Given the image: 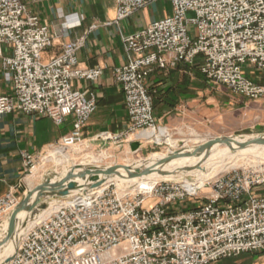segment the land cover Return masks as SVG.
Listing matches in <instances>:
<instances>
[{
    "label": "built area",
    "instance_id": "obj_1",
    "mask_svg": "<svg viewBox=\"0 0 264 264\" xmlns=\"http://www.w3.org/2000/svg\"><path fill=\"white\" fill-rule=\"evenodd\" d=\"M153 1L117 0L114 22ZM161 1L172 4V14L124 37L134 56L115 69V77L125 94L129 125L121 132L100 133L96 140L104 144L130 147L139 141L142 148L163 143L161 133L169 132L158 122L147 86L156 67L202 57L201 71L208 79L238 96L264 99V81L244 70L253 66L264 71V0ZM86 39L84 34L65 43L46 60L45 52L55 42L49 25L22 0H0V67L12 87L11 94H0V117L18 110L61 125L74 115L72 132L56 145L85 142L83 129L98 104L74 82H97L103 75L102 68L79 66L77 53ZM4 45L10 53H4ZM147 131L153 134L143 136ZM49 158V149L23 153L25 175L0 197L3 228L32 190L28 176ZM191 177L150 186L139 182L124 193L112 181L95 195L77 193V200L62 204L24 234L10 264H212L264 251V193L258 192L264 186V167L235 169L204 186ZM148 198L157 201L149 205Z\"/></svg>",
    "mask_w": 264,
    "mask_h": 264
},
{
    "label": "crops",
    "instance_id": "obj_2",
    "mask_svg": "<svg viewBox=\"0 0 264 264\" xmlns=\"http://www.w3.org/2000/svg\"><path fill=\"white\" fill-rule=\"evenodd\" d=\"M22 1L49 25L55 35L53 47L45 52L46 60L59 54L65 43L87 34L84 46L77 53L79 66L103 69V75L97 82H74L75 88L87 91L98 104L83 129L85 142L98 147L102 144L96 140L100 133L125 130L129 125V114L115 69L128 63L134 54L127 51L124 37L172 14V4L153 1L116 23L117 0ZM2 49L7 54L11 51L5 45ZM201 64L202 57H198L194 62H180L166 69L156 67L147 79L158 122L172 137L220 135L219 131L228 126L229 105L235 104L236 96L227 87L208 79L201 71ZM244 70L256 81H264V71L253 66H246ZM11 93V83L0 67V94ZM74 122V115L58 125L50 117L29 115L18 110L0 117V197L17 186L25 175L23 153H38L58 144L70 135ZM262 131L264 133V125ZM147 147L144 145L136 153ZM262 191V188L258 190L259 193ZM237 257L225 258L216 264H247L246 259L234 260ZM262 260V255L257 256L258 263Z\"/></svg>",
    "mask_w": 264,
    "mask_h": 264
},
{
    "label": "rangeland",
    "instance_id": "obj_3",
    "mask_svg": "<svg viewBox=\"0 0 264 264\" xmlns=\"http://www.w3.org/2000/svg\"><path fill=\"white\" fill-rule=\"evenodd\" d=\"M229 92L232 93L231 90H229ZM234 96H236L235 98L236 102L235 104L229 105L230 118L228 121V126L222 128L219 131L220 135L258 136L259 134H262L261 132H263L262 129L264 125V99L251 100V99L243 98L236 94H234ZM236 108H239V110L237 111ZM220 135L212 134V135H205V136H200V137L211 139L212 137L220 136ZM173 138L175 140H182V141L185 140L186 146H195L201 143L200 141L195 139L196 138L195 136L194 137L193 136H173ZM186 139H189V140H186ZM60 148L61 147H58L57 145L49 148L50 158L47 161H45L41 165V167H38L35 170V172L32 174L34 187L27 180L28 190L33 189L36 186L40 185L48 177L60 175L61 173L64 172L68 164L71 166H74L81 162L92 161V159H96V158L98 159L99 164H102L103 166L105 165L110 166V165H116V164H127V163L133 164L142 159L152 157L154 154L168 155L174 150L175 147L169 144V142L165 139L163 143L149 144L148 147L145 148L143 152L136 153L132 151L131 147L127 145L124 147H118L117 145L113 143H108V144L102 143L98 147H93L91 145H88L86 142H83V143L75 144L73 146L65 148V150L69 153V156H70L68 163L65 161V157L61 153V149L63 148L61 149ZM256 150L246 151V153L239 152V154L237 155L239 158L235 160L237 161V165L233 168L227 169L226 171L220 174L233 171L235 169L242 170V169H247V168L249 169V168L264 167V153H263L264 149H256ZM57 151L59 154L56 153ZM231 155H232L231 153H225L222 156L224 159L221 157L222 162L226 163L227 161H229L231 158L230 157ZM188 176H192L191 178H189L190 181L196 180V177H194L193 175H187L186 177H184V179H188L187 178ZM213 177H216V176H213ZM160 180H166V179H157L156 181H160ZM114 182H115L116 189L121 191L122 193H124L125 190L133 191L132 188L130 187L131 183H128V182L122 183L117 180H115ZM139 182L146 183L147 181L143 179V180H140ZM138 183H137V186H138ZM262 189H264V186L262 187ZM261 193H264V191H262ZM156 201L157 200H155L154 198H148L145 203L150 205L151 203H155ZM192 203L193 201L189 202L188 205L191 206ZM6 225H9V222L6 223ZM1 228H3V225H0V232H1ZM0 234H1L0 239L4 238L7 235L5 232L0 233ZM259 255H262L264 257V251L249 252L248 254L244 253V255H241V256L239 255V257L234 258V260H237L238 258H242L243 260L246 259L247 264H257L258 263L257 256ZM220 262L222 261L214 262V264L220 263ZM258 264H264V260H262L261 263H258Z\"/></svg>",
    "mask_w": 264,
    "mask_h": 264
},
{
    "label": "bare ground",
    "instance_id": "obj_4",
    "mask_svg": "<svg viewBox=\"0 0 264 264\" xmlns=\"http://www.w3.org/2000/svg\"><path fill=\"white\" fill-rule=\"evenodd\" d=\"M152 134H153V132L147 131V132L143 133V136L150 137ZM200 136H198V135L195 136L196 137L195 139L201 142L200 144L205 143L206 141L209 140V138H201ZM161 137L163 139H166L169 142V144L174 146L176 149L189 151L193 147H195V146H186L185 145L186 141L184 139L183 140L185 142L182 140H175L171 135H169L167 133H161ZM253 137H256V136L246 135L244 137L236 136L235 138L239 141H244L247 139H251ZM186 140H189V139H186ZM256 149H264V145H254V146H251L249 148H245V149H241V150H239L238 148H237V150H233V149H231V147H229L226 144H217L211 149V151L209 152L207 157H205L207 152H203L200 156L180 157V158H177L175 160L170 161L169 163H167L165 165V169L167 171L172 172L174 169H176L178 167H183L185 165H196L197 163L202 162V164H201L202 166L195 168L191 171L181 172V173H170V174H161V173L155 171V172H152L150 174H146V175L135 177V178H128L126 175H124V176L113 175V176L109 177L107 182H105L98 189H91L88 192H85L84 194H86L87 196L95 195V194L99 193L103 189L104 186H106L107 184H109L110 182L115 181V180L120 181L122 183H125V182L131 183L130 187L132 188V190H135L137 187V183L143 179L146 180L148 185L150 186V185L158 182V181H156L157 179L173 180V179L184 178L187 175H193L194 177H196L195 184L204 186L207 184L208 180L211 179L213 176H217L218 174L226 171L227 169L235 167L237 165V161H235V160H237V158H239L237 156L239 154V152L246 153V151H253ZM56 153H58V151ZM61 153L64 155L65 161L68 163L69 158H70L69 153L65 150V148L61 149ZM225 153H231L232 155L230 156L231 157L230 160L228 159L229 161H227L226 163H223L221 160V157ZM52 154H53V152H52ZM165 156L166 155L154 154L152 157L146 158L145 160L147 161V163L149 165H153L156 163L157 160H159ZM226 158H227V156H226ZM126 165H131V164L127 163ZM107 166H109V165L103 166L102 164H99L98 159L96 158V159H92V161L81 162V163L74 165V166H71L68 164V166L66 167V169L64 170L63 173H61L58 176L57 175L52 176L50 179L53 183H55V182L59 181L60 179L64 178L67 174L73 173L74 176L72 179L78 185V187L75 190H73L67 196L50 197L47 200L45 206L40 207L38 205L30 213H28L26 211H21L18 214V219H19L18 226H21V223L25 221V226H24L23 231L21 233V239L24 236V234L31 227H33L37 223L46 219L54 210H56L62 204L66 203V202L73 201V200H77L78 198H74L72 196L74 193L79 192L80 189L91 188L90 183H92L91 182L92 177L104 178V175L101 173H98L95 169L105 168ZM90 169H93V170L89 171ZM27 180L34 187L33 175L28 176ZM188 183L190 184L189 181H188ZM80 193H82V192H80ZM35 197H36V194L33 196V199ZM8 231H9V225L5 224L4 228L1 230L0 233L5 232L7 234ZM5 237L0 239V261H1L0 263H3L4 261H6V259L8 257H11L15 253V250H16L14 241L9 240L5 243Z\"/></svg>",
    "mask_w": 264,
    "mask_h": 264
},
{
    "label": "water",
    "instance_id": "obj_5",
    "mask_svg": "<svg viewBox=\"0 0 264 264\" xmlns=\"http://www.w3.org/2000/svg\"><path fill=\"white\" fill-rule=\"evenodd\" d=\"M244 137L243 135H239ZM236 135H220L215 136L206 141L205 143L195 145L191 150H181L176 149L172 151L170 154L166 155L165 157L156 161L155 164L149 165L145 159H142L136 163L131 165L126 164H116L110 165L105 168L95 169L98 173L104 175V178L101 177H92L90 186L91 188H84L80 189L79 192L74 193V196L80 192H88L91 189H98L102 186L105 182H107L108 178L113 175L124 176L126 175L128 178H135L139 176H143L146 174H150L152 172H159L161 174H170V173H181V172H188L195 168L201 166L202 162L197 163L196 165H185L183 167H178L174 169L172 172L167 171L165 169V165L172 160H175L180 157H196L200 156L203 152H207L205 157L209 154L211 149L217 144H226L231 149L239 150L249 148L254 145H264V133L259 134L256 137L251 139H247L244 141H239L236 138ZM236 146V147H235ZM131 150L137 152L141 149V143L139 141H133L130 144ZM93 169H90L91 171ZM73 173L67 174L64 178L60 179L59 181L53 183L51 181V177L45 179L43 183L38 185L36 188L29 191L21 201V203L16 207L9 219V231L7 236L5 237V243L9 240L14 241L15 243V253L6 259L3 263L0 264H10L13 258L18 253L20 243H21V233L25 226V221L21 223V226H18V214L21 211H26L28 213L32 212L38 205L40 207L45 206L47 200L53 196H67L73 190H75L78 185L73 181ZM36 194V197L33 199V196ZM1 262V261H0Z\"/></svg>",
    "mask_w": 264,
    "mask_h": 264
}]
</instances>
